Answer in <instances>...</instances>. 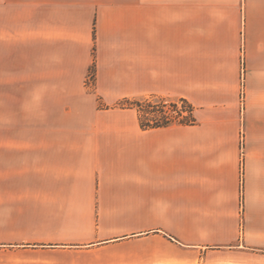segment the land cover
Masks as SVG:
<instances>
[{
  "label": "crops",
  "instance_id": "0c3cea01",
  "mask_svg": "<svg viewBox=\"0 0 264 264\" xmlns=\"http://www.w3.org/2000/svg\"><path fill=\"white\" fill-rule=\"evenodd\" d=\"M0 264H264V0H0Z\"/></svg>",
  "mask_w": 264,
  "mask_h": 264
},
{
  "label": "trees",
  "instance_id": "16d2710c",
  "mask_svg": "<svg viewBox=\"0 0 264 264\" xmlns=\"http://www.w3.org/2000/svg\"><path fill=\"white\" fill-rule=\"evenodd\" d=\"M156 100H151V99H147V98H142V99H132V100H125L122 101V106L125 107H131V108H136L139 112V116H140V121L143 127H151V126H166V125H170L173 123H194L195 122V118L193 116V107L190 104V111L188 115L182 116L181 112L178 111V115H171L170 113H168V111L165 108V100L161 99V98H153ZM157 102L158 105V109L160 112V115L155 114L153 115V118L148 119L146 118V114H147V105L148 103L151 102ZM184 103H188V101L186 99H182L181 100ZM167 102V101H166ZM172 103V106H176L177 107V102L176 101H169ZM178 118V119H177Z\"/></svg>",
  "mask_w": 264,
  "mask_h": 264
},
{
  "label": "rangeland",
  "instance_id": "374dc122",
  "mask_svg": "<svg viewBox=\"0 0 264 264\" xmlns=\"http://www.w3.org/2000/svg\"><path fill=\"white\" fill-rule=\"evenodd\" d=\"M91 70L92 71L90 73V78L89 79L93 80V78H94V69L92 68ZM243 75H244V73H242V77L244 78ZM149 99L156 100V99H153V97L149 98ZM181 100L176 101L177 102V107L174 106V105L172 106V103L169 102V100H165V108L168 111V113H170L171 115L172 114L173 115H178V111H179V112H181L182 116L188 115L189 112H191L190 111V107H189L190 103L189 102L188 103H184ZM158 105L159 104L157 102H153V101L151 103H148V105H147L148 106L147 107V111L148 112L146 114V118L151 119V118H153V115H155V114L160 115V112H159V109H158Z\"/></svg>",
  "mask_w": 264,
  "mask_h": 264
}]
</instances>
